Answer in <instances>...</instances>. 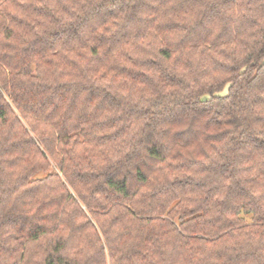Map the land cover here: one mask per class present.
I'll use <instances>...</instances> for the list:
<instances>
[{
  "label": "trees",
  "instance_id": "obj_1",
  "mask_svg": "<svg viewBox=\"0 0 264 264\" xmlns=\"http://www.w3.org/2000/svg\"><path fill=\"white\" fill-rule=\"evenodd\" d=\"M0 264H264V0H0Z\"/></svg>",
  "mask_w": 264,
  "mask_h": 264
}]
</instances>
